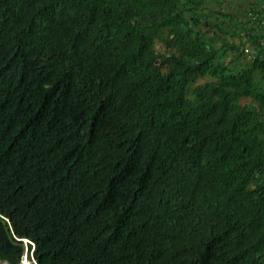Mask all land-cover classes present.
Instances as JSON below:
<instances>
[{"label":"trees","instance_id":"1","mask_svg":"<svg viewBox=\"0 0 264 264\" xmlns=\"http://www.w3.org/2000/svg\"><path fill=\"white\" fill-rule=\"evenodd\" d=\"M223 14L0 0V260L264 264V42Z\"/></svg>","mask_w":264,"mask_h":264},{"label":"crops","instance_id":"2","mask_svg":"<svg viewBox=\"0 0 264 264\" xmlns=\"http://www.w3.org/2000/svg\"><path fill=\"white\" fill-rule=\"evenodd\" d=\"M213 3H218L220 6H210L212 9H219L225 14L221 17V22L227 18V31L221 39L224 41L237 43L244 47L251 48V53L255 49L254 37L261 39L264 42V13L258 14L261 11L264 0H210ZM227 6L229 11H225ZM257 13V16L255 15ZM215 21V19H213ZM236 33L234 30H236ZM227 39V40H226Z\"/></svg>","mask_w":264,"mask_h":264},{"label":"clouds","instance_id":"3","mask_svg":"<svg viewBox=\"0 0 264 264\" xmlns=\"http://www.w3.org/2000/svg\"><path fill=\"white\" fill-rule=\"evenodd\" d=\"M12 171V167H10ZM23 242L24 252L17 264H39L35 257L36 244L34 241L30 240L28 237L18 238ZM25 256V257H24ZM0 263L12 264L6 259H1Z\"/></svg>","mask_w":264,"mask_h":264},{"label":"rangeland","instance_id":"4","mask_svg":"<svg viewBox=\"0 0 264 264\" xmlns=\"http://www.w3.org/2000/svg\"><path fill=\"white\" fill-rule=\"evenodd\" d=\"M205 3H206V5H207V7H208V10L211 9L210 6H213V5L220 6V4H218V3H213V2L210 1V0H205ZM224 8H225V9H224L225 11H229L226 5H225ZM224 23H225V25H227L228 20H225ZM220 43H221V41H220ZM156 48H157V50H158L159 52L167 51V48L165 47L164 43H163L162 41H160V40L157 42V44H156ZM243 48H244V50H245V48H246L245 45H244ZM250 53H251V52H246V51H245V55L248 56V57H249V54H250ZM210 80H212L211 77H209V76H203V77H200V78L197 80L196 84H204V83H206L207 81H210ZM242 102H245V100L243 99ZM24 257H25V256H24ZM0 264H4V263H0Z\"/></svg>","mask_w":264,"mask_h":264},{"label":"built area","instance_id":"5","mask_svg":"<svg viewBox=\"0 0 264 264\" xmlns=\"http://www.w3.org/2000/svg\"><path fill=\"white\" fill-rule=\"evenodd\" d=\"M262 9H263V11H264V3H263V7H262ZM245 51H246V52H251V48L246 47V48H245Z\"/></svg>","mask_w":264,"mask_h":264}]
</instances>
